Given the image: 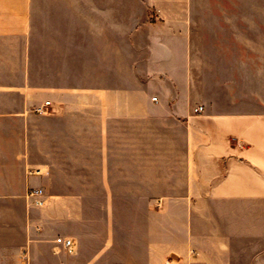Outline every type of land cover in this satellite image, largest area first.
I'll return each instance as SVG.
<instances>
[{"label":"crops","instance_id":"obj_1","mask_svg":"<svg viewBox=\"0 0 264 264\" xmlns=\"http://www.w3.org/2000/svg\"><path fill=\"white\" fill-rule=\"evenodd\" d=\"M228 8L0 0V264H264V50Z\"/></svg>","mask_w":264,"mask_h":264},{"label":"rangeland","instance_id":"obj_2","mask_svg":"<svg viewBox=\"0 0 264 264\" xmlns=\"http://www.w3.org/2000/svg\"><path fill=\"white\" fill-rule=\"evenodd\" d=\"M198 2L211 1L216 3H226L227 6H237L235 9H227L228 13H241L242 16V33L243 41L241 42L244 51V58L249 60V55L254 57L256 55V49L264 50V39H252L256 38V34L260 33L262 26H259L258 21H261L264 17V0H195ZM240 7V8H239ZM264 52V51H263Z\"/></svg>","mask_w":264,"mask_h":264},{"label":"built area","instance_id":"obj_3","mask_svg":"<svg viewBox=\"0 0 264 264\" xmlns=\"http://www.w3.org/2000/svg\"><path fill=\"white\" fill-rule=\"evenodd\" d=\"M50 104V101H46L43 105H39L35 108V112L39 114H44L47 113L46 106ZM203 107L200 106L199 108L196 109V111H202ZM43 190L42 189H35L31 188L28 191V195L32 198H34L35 203L37 204H42L43 200L39 198L38 196L42 194ZM57 243L62 245L63 249L67 253H74L75 252V242L72 238H65V237H58L56 239Z\"/></svg>","mask_w":264,"mask_h":264}]
</instances>
